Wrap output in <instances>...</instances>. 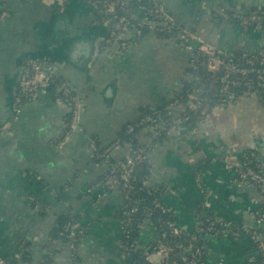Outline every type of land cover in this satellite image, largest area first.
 I'll list each match as a JSON object with an SVG mask.
<instances>
[{
	"label": "crops",
	"instance_id": "obj_1",
	"mask_svg": "<svg viewBox=\"0 0 264 264\" xmlns=\"http://www.w3.org/2000/svg\"><path fill=\"white\" fill-rule=\"evenodd\" d=\"M167 14L228 55L264 47V29H245L222 19L219 8L236 13L264 7V0H157ZM0 264H72L65 240L47 243L57 218L68 208L87 230L76 264H127L119 210L123 197L104 194L96 180L128 149L97 155L144 107L163 106L193 81L192 58L176 37L150 30L117 50L107 45L109 26L88 0H0ZM56 61L63 77L82 97L81 127L61 145L68 106L53 86L42 87L20 107V70L30 57ZM181 109V107H178ZM178 110V109H177ZM179 111V110H178ZM145 131L139 135L144 140ZM250 151L264 164V103L255 93L230 100L194 129L183 125L159 138L148 155L147 183L160 187L162 200L179 225L194 227L202 205L239 227L256 226L264 244V195L237 176ZM42 203L43 206H40ZM143 241L158 239L152 222L142 223ZM214 264H245L259 256L249 236H207ZM27 256V258L25 257ZM25 257V258H24ZM155 260H159L157 255Z\"/></svg>",
	"mask_w": 264,
	"mask_h": 264
},
{
	"label": "built area",
	"instance_id": "obj_2",
	"mask_svg": "<svg viewBox=\"0 0 264 264\" xmlns=\"http://www.w3.org/2000/svg\"><path fill=\"white\" fill-rule=\"evenodd\" d=\"M94 9H100L107 15L102 18L103 22L109 26V34L105 40L107 45H115L117 50L125 49L143 36V27L149 21H162L163 26H157L155 23L151 22L149 24L150 30L163 31L171 30L175 24L176 19L167 14L164 8L157 2V0H88ZM221 14H226L225 8H219ZM110 13V14H109ZM245 11H238L234 13V16L242 23L244 28L248 21L250 20H263L264 15L256 11H252L248 15L244 14ZM6 17V12L2 11L0 13V20ZM185 51L188 52L191 58L199 59L201 56H206L208 68L211 71L223 70L224 73L221 77V82L223 83V91L226 93L227 98L224 102L215 105L211 108V111L219 108L224 103L232 100V93H230V87L237 85L239 79L235 77L236 74L246 75L248 72H256L260 79L264 83V47L257 51L245 50L244 56H247V63L251 65L249 68L235 65L233 63L227 62L226 57L228 54H224L220 48L213 42L205 40L202 36L196 34L191 29H182L179 31L176 37ZM227 55V56H226ZM231 56V55H230ZM259 61L262 67H256L255 62ZM59 76V65L58 63L40 58H27L21 68L20 78H19V94L16 98L17 106L20 107L25 101L34 100L40 89L45 86H53L56 89V98L62 101L61 97L57 96L59 92L66 95L65 103L68 106V111L71 116L68 122L65 123V129L59 140V144H63L68 137L73 133V131L81 127L82 119V100L76 93V90L67 81L62 84L57 82ZM199 79L194 76V80ZM73 89L75 91H73ZM72 91L74 93H72ZM187 93L194 95L195 97L189 101V105L192 109L200 108V90L199 88H189ZM63 102V101H62ZM180 103V98L169 101L164 105V109L167 111L177 110ZM208 108L203 106L202 112L206 113ZM185 117L183 120H178L175 125L171 126L166 130V134H170L172 128L175 126L183 125L188 129H194L189 127ZM147 119L143 118L137 123L128 125V132L136 134L137 130L143 127ZM146 132L144 136L143 143L137 147L131 142L126 143L128 149L124 159L114 160L110 162V166L107 170V177L105 183H99V186L103 187L104 194L106 195L110 191H117L123 197L122 207L125 206V200L129 196L127 194V189L131 187V181L134 177L136 171V163L144 161L155 144V138L160 136L164 131L165 122L158 124H147L145 125ZM92 147L96 150L95 142L92 143ZM120 146H116L114 143L106 147L102 151L103 157H108L110 153ZM252 157H256L255 152H251ZM258 169L252 167H244L243 165L236 168L237 176L242 181L250 182L253 186L258 187L259 191L264 195V164L258 163ZM148 184V183H147ZM157 205L165 210H171L170 207L164 203L157 201ZM137 207H133L131 211H135ZM264 219V213L258 215V222ZM231 222L224 220L216 216V219L209 220V227L211 229L215 228L217 225H222L223 232H228L234 235L235 238L249 236L250 239L256 244L259 251V255L264 254V244L261 241V235L256 226L245 225L241 232L234 231L230 228L229 224ZM174 233H179L180 229L178 223L170 222ZM200 229L203 230L202 222H199ZM123 227V226H122ZM124 232V230H123ZM67 233L69 240V245L72 248L74 246V241H81L85 231L82 228H76L74 223H68ZM139 246V245H138ZM197 254L201 253V250L197 249ZM170 248L167 246L158 247L154 252H149L146 255V260L149 264H162L165 259L169 257ZM157 255L159 260H155L154 256ZM4 263V260H1ZM190 264H198L196 259L190 260ZM256 264V263H250Z\"/></svg>",
	"mask_w": 264,
	"mask_h": 264
},
{
	"label": "trees",
	"instance_id": "obj_3",
	"mask_svg": "<svg viewBox=\"0 0 264 264\" xmlns=\"http://www.w3.org/2000/svg\"><path fill=\"white\" fill-rule=\"evenodd\" d=\"M95 10L100 18H103L107 15L100 9ZM252 11H256L264 15V7H254L250 10L245 11L244 14L248 15ZM218 16L222 19L233 18L238 20L237 17L234 16V13L230 11H226V14L224 15L219 12ZM151 22L155 23L157 26H163V24H165L162 21H149L143 27V35L150 31L148 26L149 24H151ZM257 26L264 29L263 20H250L248 21L245 29L248 30ZM242 27L244 26L242 25ZM182 29H184V27L176 22L175 26L171 30L156 32L160 36L177 37L179 31H181ZM244 51L245 50L238 51L231 56L226 55L227 62L249 68L251 65L247 63L248 57L244 56ZM192 62L193 65L189 69V72L194 76H197L199 79H193L192 82L186 84L184 89L178 95V97L180 98L178 107L180 106L181 109L177 107L179 111H167L164 109V105L155 108H142L141 114L136 120L131 121L122 127L113 142L116 146L123 147L126 146L127 142H131L134 147H137L143 143L139 139L140 133L143 131H145V133L148 132L146 131L145 125L149 123L158 124L161 122H165L166 128L159 137L157 136L155 138L156 144L160 137L166 135V130L175 125L178 120H183L185 117H187L188 119L186 120V122L189 127L195 128L197 127L199 122L210 113L212 107L224 102V100L228 96L223 91L224 85L221 82V77L224 71H211L208 68L206 56L200 55V58L197 60L192 58ZM255 63L256 67H262L259 64V61ZM235 77L239 79V83L229 88L230 93H232L233 95L232 100L247 93H255L264 103V83L256 72H248V74L246 75L236 74ZM65 81L66 80L63 77L58 76V83L62 84ZM189 88H199L200 90L199 97H201V99L199 109H192L189 105V101H191L195 97L193 94L190 95L189 93H187V90ZM73 91L75 90L73 89ZM73 91L72 93H74ZM57 96H60L62 101L66 102V95L59 92ZM203 106H206L208 108L206 113L202 112ZM70 116L71 114L68 111L65 122L69 121ZM143 118L147 119V121L145 122L146 124L143 127L139 128L136 131V134L129 133L128 125L137 123ZM104 149L105 148L97 147L95 153L97 155H100L102 154V151ZM251 152L252 151L246 154L240 166L243 165L244 167H252L258 169L257 165L259 162L257 161L256 157L251 156ZM122 159H124V157ZM147 164L148 157L144 161L136 163V171L131 181V187L127 189L129 199L127 198L125 200V206L121 207L118 212L124 230L123 239L126 248L123 257L125 262L127 264H149L146 260V255L149 252H154L158 247L167 246L170 248L169 257L165 259L162 264H190V260L192 259H196L198 264H214L209 259V244L206 239L207 236L232 239L235 238L234 235L228 232H223L222 225H217L215 228L211 229L209 227V220L212 221L216 219V216L210 210L205 209L202 205L197 206L195 209L194 227L189 228L187 227V225L178 224L180 232L174 233L169 223L173 221L177 223L176 215L172 210H165L157 205V201L164 203L162 200L163 190L160 187L156 188L147 184V178L149 174ZM106 175L107 171L102 176H100L96 180V182L105 183L107 177ZM256 189H258V187H256ZM40 206H43L42 203H40ZM133 207H137V209L135 211H131ZM261 213H264V206L259 214ZM146 220L152 222L154 228L157 230L158 239L155 241H143L144 233L142 230V223ZM200 221L203 223V230L200 229ZM68 223H74L76 225V228H82L84 231L87 230V226L80 221L79 213L73 212L68 208L56 220L47 243L48 249L51 248V243L54 240L61 239L69 242L70 238L68 237L67 233ZM229 226L234 231L241 232L242 230L241 227L232 223H230ZM80 243V240L74 241V246L71 248L70 258L72 260V264H76V261L78 260V248ZM138 245H141V248L138 251H135ZM197 249L201 250V253L197 254ZM133 253H135V256L131 258ZM25 257L27 258V256ZM2 260H4L3 264H18L16 263V260L9 256L3 257ZM45 262L46 264H53L51 256L47 255ZM250 263L264 264V254H261L256 258L249 259L245 264Z\"/></svg>",
	"mask_w": 264,
	"mask_h": 264
},
{
	"label": "water",
	"instance_id": "obj_4",
	"mask_svg": "<svg viewBox=\"0 0 264 264\" xmlns=\"http://www.w3.org/2000/svg\"><path fill=\"white\" fill-rule=\"evenodd\" d=\"M30 58H34V57L31 56ZM49 60H51V59L49 58ZM51 61H53V60H51ZM54 62H56V61H54ZM56 63H57V62H56ZM19 70L21 71L20 68H19ZM80 98H81V100H82V97H80ZM82 107H83V103H82ZM140 248H141V245L137 246V248H136L135 251H138ZM134 256H135V253L132 254V257H131V258H133Z\"/></svg>",
	"mask_w": 264,
	"mask_h": 264
}]
</instances>
